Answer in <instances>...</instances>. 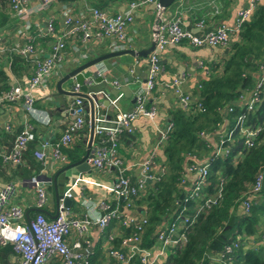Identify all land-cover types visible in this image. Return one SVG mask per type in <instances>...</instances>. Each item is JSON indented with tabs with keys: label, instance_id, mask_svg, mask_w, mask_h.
Masks as SVG:
<instances>
[{
	"label": "crops",
	"instance_id": "obj_1",
	"mask_svg": "<svg viewBox=\"0 0 264 264\" xmlns=\"http://www.w3.org/2000/svg\"><path fill=\"white\" fill-rule=\"evenodd\" d=\"M248 1L174 0L173 4L164 10V15L168 18H178L184 29L194 34H202L219 25L233 28L238 10L246 7ZM129 2V0H55L47 9L40 10L29 15L27 19L21 20L10 9L8 0H0L2 15L0 19V71L2 76H5L6 83L9 86H13L17 82L24 84L31 76L33 69V63L25 58L21 61V65H12L10 56H17V54L10 49L17 44L26 43L30 39L46 55L55 42V37L57 38L60 32L65 30L62 15L65 9H70L77 16L89 17V8H98L108 14H116L124 12ZM260 4L264 5V0H261L258 5ZM30 5L38 7L39 1ZM49 18L55 20L56 35L40 36L41 30L44 31L45 23ZM155 23L156 15L152 5L139 7L134 14V23L127 30L131 41L129 49L139 51L148 48L153 42ZM235 39L236 36L232 35L226 45L218 47L192 48L188 44L182 43L168 47L159 55L158 82L147 99V106L155 110L156 116L153 121L145 118L137 119L133 123V132L131 134L125 132L119 138L118 152L125 168V176L132 184L141 180V165L147 160L152 161V174L160 176V174L166 173L164 146L168 134L173 129V113L181 111L184 115L191 114L193 116L199 112L196 92L201 82L207 80L212 73L218 74L222 71L224 62L232 54L231 44ZM112 42L111 38L91 39L82 42L77 36H71L65 40L62 61L56 65L55 71L47 83L35 92V107L41 111L38 119H42V121L38 122L32 119L22 110L21 103H0V153L10 151L16 133L23 129L27 123L32 125L35 136V139L28 143L23 152L20 165L4 162L0 157V189L8 184L13 185L14 190L10 195L7 207H21L24 211V222L30 220L29 215L33 218L38 209L48 220L53 219L58 210L55 192L60 200L66 199L65 195L68 191L71 193L72 196L69 198L71 203L69 206H65L76 218L83 217L85 214L98 216L106 213V210L101 207L102 204H106L110 208H114L116 205L115 193L112 189L117 179L115 169L102 170L91 167L89 171L83 172L77 171L76 168L62 171L69 165V162L60 163L49 156L44 163H41L33 155L42 142L58 139L65 126L75 118L72 108L76 97L58 93L56 86L59 79L75 66L110 52ZM83 55L86 58H82ZM148 56L143 58L122 55L100 63L94 68L99 71L98 73L106 83L102 91L93 94L95 103H99L98 112L109 116L113 115L115 108L110 100L116 98L120 110L128 111L134 107L135 102L132 99L141 92L145 84L143 80L147 77ZM16 70L18 74L14 72ZM257 75L258 73L255 78ZM177 77L182 81V93L190 96L191 100L187 106L179 101L172 87H168L172 79ZM114 82L117 85H114ZM70 84V80L63 83L61 89L68 90ZM119 89H126L127 94L119 92L117 96H114L112 92ZM238 104L241 105L239 102ZM81 106L89 118L88 102L82 99ZM226 128L225 120L213 132L201 135L210 145L207 153L201 150L184 156L181 175L184 182H180V185L186 190V193L192 190L197 180V172L190 170V167H200L208 163L209 158L217 149L221 137L225 134ZM76 139L78 142L81 141L82 135ZM98 143L99 139L97 138L95 141L94 138L93 147L98 146ZM55 175H57L56 189L52 183ZM33 179L44 181L42 188L48 199L42 208L37 207V194L32 183ZM152 184H154L153 181L147 183L150 186ZM121 206L119 205V210L127 216L145 215L144 209L139 205H135V211L134 209L127 210ZM239 212H242L241 208H239ZM26 213H28V220ZM166 224H162L157 230ZM128 229L130 228L121 226L118 220L113 219L102 230L98 226H91L83 236L72 231L67 236L66 243L71 247L73 243L79 242L80 249L73 251L75 254L87 258L89 264H124L112 258L108 254V250L111 247L119 246V243L117 244L115 241L125 236ZM260 231H264V219L260 222ZM261 238L264 239V234L261 235ZM250 239L254 240L253 237ZM0 263L18 264L15 252L12 255L0 254ZM45 264H61V261L55 258Z\"/></svg>",
	"mask_w": 264,
	"mask_h": 264
},
{
	"label": "built area",
	"instance_id": "obj_2",
	"mask_svg": "<svg viewBox=\"0 0 264 264\" xmlns=\"http://www.w3.org/2000/svg\"><path fill=\"white\" fill-rule=\"evenodd\" d=\"M39 1L38 7H31V3ZM55 0H9V6L15 16L21 20L27 19L31 14L40 10L47 9ZM81 1V0H80ZM261 0H249L247 6L238 10L233 28L219 25L213 30L202 34H194L181 26L178 18H168L164 15V10L157 0H131L127 4L124 12L108 14L98 8H89V17L77 16L70 9L62 12L64 31L56 38L46 55L40 47L35 46L29 39L24 44H17L10 50L15 54L30 60L33 63L32 74L24 83H15L6 92L0 95V103H21L22 110L32 119H38L41 113L35 107V92L44 86L52 77L56 65H59L65 51V40L71 36H77L82 42L91 39H112L111 51H119L130 48V39L127 34L128 28L134 23L135 11L145 5H152L156 15L154 25L153 42L154 49L148 56L147 77L143 89L135 98V105L131 110L123 111L117 106V98L110 100L115 108V113L111 116L98 112V104L95 103L94 138L99 139V145L91 152L92 156L87 157L86 162L92 167L110 170L115 169L117 174L116 182L113 186L116 205L110 208L102 204L106 213L98 216L85 214L83 217H73L69 209L65 206V199H59L58 210L55 217L51 220L43 215H37L34 219L25 221L24 211L19 206H8V200L13 193L12 184L0 189V246L10 244L17 256L18 264H45L52 259H60L61 264H89V260L75 254L73 250L80 249V243L76 242L70 247L66 243L67 236L75 231L83 236L91 226H98L101 230L108 226L109 221L116 219L121 226L129 227L131 233L123 236L117 248L111 247L108 254L124 264H161L168 253L179 251L186 243L187 233L190 227L197 221L198 216L215 204L217 197L220 196L221 186L216 197L204 200L195 213L189 217L185 214V207L188 201L202 197L201 191L207 185V174L209 163L200 167L192 166L190 170L197 172V180L190 192L184 198L181 209L175 214L163 228L156 231L153 244L149 247H142L141 235L147 223L146 216H127L120 211L119 205L125 209H134V198L140 197L146 191L149 181L156 182L160 176L151 172L152 161L147 160L141 165V180L131 183L125 176V168L118 152L119 138L123 133L133 132V123L139 118L153 121L156 112L147 106V99L152 94L158 82V62L159 55L170 46H177L182 43L188 44L192 48L218 47L227 44L232 35H237L244 21L251 18ZM55 20L49 18L46 21L44 31L41 30L40 36L56 35ZM1 51V49H0ZM82 58H86L83 55ZM181 78H173L168 87H172L175 95L184 105H189L190 96L182 93ZM117 85L116 82L113 83ZM264 84V63L259 67V74L254 88L247 94L239 97L238 102L243 105L244 110L240 113L234 123V127L225 133L214 152V157L228 154V147L225 143L232 141V136L237 131L244 138L246 148H251L259 135L262 126L251 127L246 125V115L253 111L259 101V93ZM74 91H78L75 86ZM93 98V94H91ZM94 100V99H93ZM82 99L75 98L73 103L74 120L70 121L57 140L44 141L34 151V157L41 163L49 156L60 163H66L67 158L62 153L63 148L76 139L86 124ZM197 106L201 109V103ZM232 112V107L228 108ZM46 123V122H45ZM35 139L32 125L27 123L23 130L15 137L13 146L8 153H0L4 162L14 165L22 163V155L29 142ZM180 182H184L181 178ZM263 182V173H259L250 189L247 190L242 198L240 208L243 213L250 209L252 201L258 196ZM36 188L37 207L42 208L47 202V194L42 188L44 181L32 180ZM50 183V182H49ZM68 191L66 199L71 198ZM121 206V207H122ZM21 222V223H20ZM229 252L230 248H226Z\"/></svg>",
	"mask_w": 264,
	"mask_h": 264
},
{
	"label": "trees",
	"instance_id": "obj_3",
	"mask_svg": "<svg viewBox=\"0 0 264 264\" xmlns=\"http://www.w3.org/2000/svg\"><path fill=\"white\" fill-rule=\"evenodd\" d=\"M235 36L231 44L232 54L224 62L222 71L212 73L201 82L196 92L202 106L199 112L193 116L184 115L181 111L173 113V129L164 146L166 173L151 186L147 185L143 195L132 199L134 205L144 209L147 218L141 235L142 247L147 248L153 244L157 229L173 219L183 205L189 192L186 193L180 185L184 156L201 150L207 153L210 145L201 135L213 132L225 120L227 133L234 127L236 117L244 110L243 105L238 104L239 97L254 88L258 77L255 78V75L259 74V67L264 63L263 4L257 6L251 18L244 21ZM10 59L12 65H21L23 57L11 55ZM14 72L18 74L17 70ZM0 76L1 95L11 86L6 83L1 71ZM229 107H232V112L228 111ZM84 118L86 124L78 135H82V140L78 142L74 139L69 147L62 149L69 164L79 161L85 150L88 116ZM246 125L252 128L262 126L253 147L246 148L244 138L235 131L232 141L224 144L228 147V154L217 157H214V153L211 155L207 185L200 193L202 197L184 204L185 214L191 217L205 199L216 197L221 186L220 196L215 204L198 216L182 248L175 253H168L161 264H264V239L261 238L264 231L259 232L260 222L264 219V84L259 93V101L253 111L246 115ZM22 130H18L16 136ZM259 173H263V182L258 196L252 201L247 213L239 212L243 196ZM39 214L44 216L39 210L33 218L29 215V219ZM130 233L131 229H128L124 235ZM226 248H230V251L227 252ZM4 253L12 255V245L0 246V254Z\"/></svg>",
	"mask_w": 264,
	"mask_h": 264
},
{
	"label": "water",
	"instance_id": "obj_4",
	"mask_svg": "<svg viewBox=\"0 0 264 264\" xmlns=\"http://www.w3.org/2000/svg\"><path fill=\"white\" fill-rule=\"evenodd\" d=\"M157 1L160 7H162L163 9L168 8L174 2V0H157ZM153 49H154V42H152L148 48L141 49L139 51H135L131 49L110 51L106 54L100 55L80 65L75 66L59 79L56 86L59 94L70 97L81 98L86 100L89 104L88 138L86 142L85 153L79 159V161L67 165L62 171L67 170L69 168H76L77 171L83 172V171H89L92 167L86 162L87 157H91L92 156L91 152L94 150L93 140H94V121H95L96 110H95V103L91 94L102 91L106 84L103 77L100 75V73H98L99 71L97 69L94 70V68H96V66L99 65L100 63H103L109 59L119 57L122 55H131L134 57L136 56V57L146 58V56L149 55V53H151ZM69 80L71 81L69 89L68 90L61 89V85ZM143 81L145 82L146 78H144ZM75 86L78 87V91H74ZM119 92L127 94L126 89L114 90L112 94L114 96H117ZM128 95H130V93H128ZM132 101L135 102V97L132 99ZM56 178L57 175H55L54 178L52 179V183L55 189H56ZM148 182L150 181L148 180ZM55 194H56L55 195L56 203L58 204L59 198L56 192ZM64 202L66 206H69L71 200L65 199ZM39 210L40 209H38V211ZM26 219L28 220V213H26Z\"/></svg>",
	"mask_w": 264,
	"mask_h": 264
}]
</instances>
